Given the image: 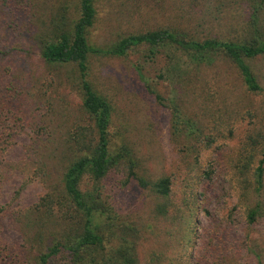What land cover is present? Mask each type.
Instances as JSON below:
<instances>
[{
    "label": "rangeland",
    "instance_id": "374dc122",
    "mask_svg": "<svg viewBox=\"0 0 264 264\" xmlns=\"http://www.w3.org/2000/svg\"><path fill=\"white\" fill-rule=\"evenodd\" d=\"M96 9L97 18L88 32V41L101 48L125 34L157 28L180 31L186 38L198 41L211 38L242 43L249 38L246 13L250 15V12L239 0H96ZM78 11L77 0H0V71L15 81L27 79L35 85L36 94L45 93L44 97L37 96L41 100L37 104L28 100L33 115L39 111L42 115L48 112V116L51 110L46 100L49 99L58 117L65 108L70 119L60 128L57 123L52 124L54 138L45 145L38 140L46 134L42 125L36 132L28 124L13 129L15 134L0 161L3 246L17 248L24 243L32 206L61 178L69 164V153L59 146L63 134L74 128L78 120L81 124L88 123L87 118L78 115L77 83H70L65 71L43 64L38 45L41 36L54 38L52 31L59 30L58 27L69 29L71 25H63L74 22ZM144 55L143 48H135L123 58L96 57L90 62L89 77L94 89L112 108L108 131L113 150L125 144L137 160L139 175L151 182L160 177L171 181L167 198L140 188L121 167L113 169L107 182L101 184L103 196L115 214L125 224H134L137 264H264V210L253 224L246 219L257 201L262 200L264 205V177L261 198L253 193V171L260 157L256 155L246 174L240 173L235 165L239 143L248 135L255 134L257 142L264 136V54L250 62L260 86L258 92H249L237 69L226 67L228 63L221 58L210 65L196 66L185 53L170 50V60L158 58L144 65ZM135 63L144 66L143 80L133 67ZM179 68L180 71L174 70ZM195 71L200 73L198 86L206 85L205 96L223 91L237 96L238 103L231 105L228 101L229 110L221 104L217 109L213 104L197 102L199 98L192 100L188 91H183L180 99L172 75L179 72L178 75L184 76ZM71 74L68 69L67 75ZM144 82L151 92L158 94L159 100ZM204 95L200 101L208 99ZM185 97L191 101L187 102ZM177 102L182 108L183 105L189 108V114L197 118L202 131L205 128L208 135L222 134L226 141L214 139L206 148L203 134L202 142L197 145L199 152L183 153L171 136L173 106L180 111ZM229 113H233L232 119L222 120ZM218 118L222 126L214 125ZM42 165L46 170L43 171ZM90 178L82 179L83 191L92 184ZM158 205H163L165 210L159 211ZM22 214L26 216L22 218ZM115 242L123 244L121 240ZM9 259L10 256L4 255L0 264Z\"/></svg>",
    "mask_w": 264,
    "mask_h": 264
},
{
    "label": "trees",
    "instance_id": "16d2710c",
    "mask_svg": "<svg viewBox=\"0 0 264 264\" xmlns=\"http://www.w3.org/2000/svg\"><path fill=\"white\" fill-rule=\"evenodd\" d=\"M77 1L79 6L77 19L63 25V27L71 25L69 29L58 27L59 30L52 31L54 38L41 36L38 45L43 64L65 71L66 79L70 83H77L80 91L78 115L87 118L88 123L81 124L78 120L74 128H68L65 135L63 134L59 146L64 147L69 153V164L65 167L61 178H58L56 183L50 186L49 191L32 206L29 212L31 221L27 216L29 225L25 227L24 243L17 248L9 244L3 246L0 243L2 247L0 251H3L0 253V263L4 255H8L10 259L4 264H137L134 253L133 234L136 233L134 224L133 226L125 224L115 214L110 202L103 196L101 184L111 175L113 169L121 167L126 170L127 177L134 179L140 188L150 189L155 196L167 198L170 193L171 181L168 177H160L155 182L146 180L138 174L137 160L132 157L125 144L117 146L115 151L111 147L108 127L112 108L109 101L92 85L89 78L91 60L99 56L123 58L130 50L143 48L144 65H146L158 58H162L163 61L170 60L168 52L176 50L185 53L196 66L210 65L216 58H221L226 64L228 63L226 67L234 66L237 69L243 85L249 92L260 90L250 62L264 54V0H239L250 12V15L246 13L249 17H246L249 28V38L246 42L235 43L211 38L198 41L186 38L180 31L157 28L140 34H125L105 48L93 46L88 41V32L97 18L96 0ZM248 3L251 4L249 7ZM133 67L143 80L145 76L143 64L135 63ZM68 69L72 72L69 76ZM178 74L179 72L172 75V82L177 87L176 91H180V99L183 91L186 93L188 91L192 100L203 97L206 85L198 86L201 79L198 71L184 76ZM15 80L14 77H7V73L0 71V161L1 154L9 146L15 134L13 129L28 124L29 127L33 126L36 132V128L42 125L46 134L44 132V137L38 140L45 145L54 138L51 132L53 123H57L60 128L64 123L70 122L65 112L67 109L64 108L58 117L49 99L46 100V105L51 110L50 114L46 116L48 112L42 115L38 111L33 115L28 100L31 103L33 100L37 104L41 101L37 96L44 97L45 93H34L35 85L29 83L27 79ZM146 86L151 92L150 86L147 84ZM222 92L218 90L212 92L210 97L204 95L208 99L205 101L198 99L197 102L207 106L213 104L217 109L221 104L226 110H229V106L238 103L237 96ZM151 93L155 94L158 100L160 99L157 93ZM185 99L187 102L191 101L186 97ZM228 101L231 105H228ZM40 105L43 103L41 102ZM177 105L180 111L176 110V105L173 106L175 114L171 125V136L174 144L182 147L183 153L192 155L200 150L197 145L202 142L203 134L207 136L204 139L206 148L214 143V139L222 143L226 141L222 134L208 135L205 128L202 131L197 118L189 114V108L185 105L182 108L179 102ZM226 110L224 109L223 114L227 113ZM232 114L229 113V116L222 120H228L230 117L232 119ZM217 123L222 126L220 118L214 121V125ZM227 132L230 133L229 129ZM255 136V134L248 135L239 143L235 165L240 173L246 174L250 171L256 155H259L260 159L253 171V193L261 198L264 177V136L260 142L255 141ZM198 139L199 142L196 144ZM35 144L38 145L37 141ZM40 167L43 171L46 170L45 166ZM86 177H91L92 184L89 189L83 191L81 181ZM261 202L262 200L257 201L247 212L246 219L249 224H253L264 210ZM158 206L159 211L165 210L163 205ZM115 240H121L123 244L120 245Z\"/></svg>",
    "mask_w": 264,
    "mask_h": 264
}]
</instances>
